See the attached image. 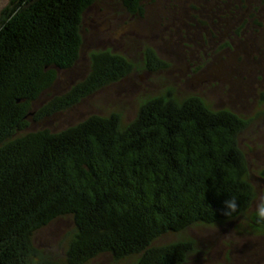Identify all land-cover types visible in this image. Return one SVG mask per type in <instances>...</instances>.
<instances>
[{"label": "trees", "instance_id": "16d2710c", "mask_svg": "<svg viewBox=\"0 0 264 264\" xmlns=\"http://www.w3.org/2000/svg\"><path fill=\"white\" fill-rule=\"evenodd\" d=\"M96 1L9 0L0 12V264H89L101 254L185 264L194 239H157L235 219L254 200L238 143L247 120L198 95L151 97L128 124L113 112L27 130L31 115L71 107L129 70L119 54L94 53L83 81L35 110L57 72L78 60L83 18ZM147 1L119 0L131 13ZM155 60L147 54L148 67ZM231 196L239 207L228 217ZM63 216L74 222L65 260L39 257L35 233Z\"/></svg>", "mask_w": 264, "mask_h": 264}, {"label": "rangeland", "instance_id": "374dc122", "mask_svg": "<svg viewBox=\"0 0 264 264\" xmlns=\"http://www.w3.org/2000/svg\"><path fill=\"white\" fill-rule=\"evenodd\" d=\"M8 2L0 0V12ZM152 12L139 19L119 0L96 1L83 18L78 60L57 72L52 86L37 100L35 110L83 81L91 71L94 53L119 54L131 64L129 70L71 107L39 119L31 115L27 130H61L91 114L113 112L120 113L122 122L128 124L147 99L168 92L179 100L198 95L213 109L235 112L247 120L238 143L254 186L253 202L235 219L170 232L155 243L194 239V249L185 264H264V223H258L254 215L256 203L264 197V42L260 41L249 55L240 51L224 53L219 47L232 38L210 40L192 25L180 28L179 35L178 24L157 29ZM148 53L159 60L150 67L146 64ZM73 231L71 216L56 218L39 229L33 239L39 257L62 263ZM137 257L116 260L101 254L89 264H133Z\"/></svg>", "mask_w": 264, "mask_h": 264}, {"label": "flooded vegetation", "instance_id": "af4514ba", "mask_svg": "<svg viewBox=\"0 0 264 264\" xmlns=\"http://www.w3.org/2000/svg\"><path fill=\"white\" fill-rule=\"evenodd\" d=\"M151 9L157 29L178 24L179 35L180 28L192 25L210 40L232 38L219 47L224 53L249 55L264 42V0H151L141 13L127 11L142 19Z\"/></svg>", "mask_w": 264, "mask_h": 264}, {"label": "clouds", "instance_id": "9594fccd", "mask_svg": "<svg viewBox=\"0 0 264 264\" xmlns=\"http://www.w3.org/2000/svg\"><path fill=\"white\" fill-rule=\"evenodd\" d=\"M239 207L237 197L231 196L230 199L224 201V215L231 217ZM255 218L258 223H264V197H262L255 205Z\"/></svg>", "mask_w": 264, "mask_h": 264}]
</instances>
